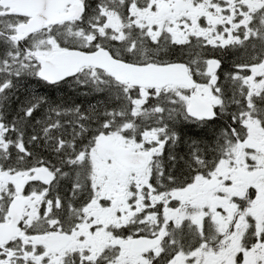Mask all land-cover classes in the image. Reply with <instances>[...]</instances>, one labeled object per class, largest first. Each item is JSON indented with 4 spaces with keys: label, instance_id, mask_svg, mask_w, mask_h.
Segmentation results:
<instances>
[{
    "label": "snow or ice",
    "instance_id": "obj_1",
    "mask_svg": "<svg viewBox=\"0 0 264 264\" xmlns=\"http://www.w3.org/2000/svg\"><path fill=\"white\" fill-rule=\"evenodd\" d=\"M0 264H264V0H0Z\"/></svg>",
    "mask_w": 264,
    "mask_h": 264
},
{
    "label": "trees",
    "instance_id": "obj_2",
    "mask_svg": "<svg viewBox=\"0 0 264 264\" xmlns=\"http://www.w3.org/2000/svg\"><path fill=\"white\" fill-rule=\"evenodd\" d=\"M33 87H36L40 92L42 93H48L51 95L53 99H64L68 103H83L87 104L91 102L90 97H85L83 95H77L75 92H73L72 89L68 88L67 86L60 91H55L52 89H44L43 87H39L35 84H33ZM181 130L187 134V135H193L196 130L191 128L190 126H181Z\"/></svg>",
    "mask_w": 264,
    "mask_h": 264
}]
</instances>
